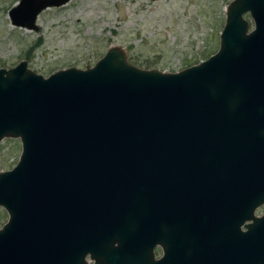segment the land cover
<instances>
[{
  "label": "water",
  "instance_id": "obj_1",
  "mask_svg": "<svg viewBox=\"0 0 264 264\" xmlns=\"http://www.w3.org/2000/svg\"><path fill=\"white\" fill-rule=\"evenodd\" d=\"M67 1L17 0L8 17L36 30L41 10ZM4 137L21 151L0 170V264H212L162 205L177 181L170 161L192 156L225 158L231 173L241 164V264H264V215L253 214L264 191V0H230L217 49L177 71L139 67L118 46L46 76L25 59L0 67Z\"/></svg>",
  "mask_w": 264,
  "mask_h": 264
},
{
  "label": "rangeland",
  "instance_id": "obj_2",
  "mask_svg": "<svg viewBox=\"0 0 264 264\" xmlns=\"http://www.w3.org/2000/svg\"><path fill=\"white\" fill-rule=\"evenodd\" d=\"M16 1L0 0V67L25 59L46 76L92 65L110 46L139 67L177 71L217 49L230 0H68L41 10L36 30L11 24ZM244 17L251 28L250 15ZM20 151L19 138H2L0 170L11 168ZM6 219L0 206V226Z\"/></svg>",
  "mask_w": 264,
  "mask_h": 264
},
{
  "label": "flooded vegetation",
  "instance_id": "obj_3",
  "mask_svg": "<svg viewBox=\"0 0 264 264\" xmlns=\"http://www.w3.org/2000/svg\"><path fill=\"white\" fill-rule=\"evenodd\" d=\"M224 160L226 159L192 156L170 161L168 173L177 181L173 183L175 188H172L171 194L162 197V205L173 214L172 223L177 226L176 233L178 229L181 233L186 228L190 243L196 241L202 244L210 263L241 264V231L245 229L240 214L243 207L240 181L242 167L239 162L234 161V171L231 173ZM261 191V200H255L251 196L246 199V205L253 204L254 200L257 202L253 204L255 217L264 215V191ZM184 212L187 213L186 217L183 216ZM185 218L186 224L180 226L179 223ZM196 227L203 229L202 240L194 237ZM154 252L156 258L161 256L162 248L159 244L155 245ZM232 252L234 256H231ZM87 261L93 262L88 256Z\"/></svg>",
  "mask_w": 264,
  "mask_h": 264
},
{
  "label": "trees",
  "instance_id": "obj_4",
  "mask_svg": "<svg viewBox=\"0 0 264 264\" xmlns=\"http://www.w3.org/2000/svg\"><path fill=\"white\" fill-rule=\"evenodd\" d=\"M214 52V51H213Z\"/></svg>",
  "mask_w": 264,
  "mask_h": 264
}]
</instances>
